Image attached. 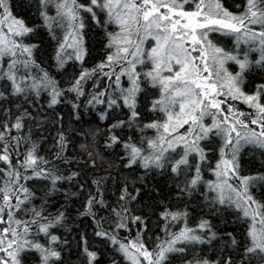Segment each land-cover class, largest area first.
Returning <instances> with one entry per match:
<instances>
[{
    "label": "snow or ice",
    "instance_id": "6c2138e0",
    "mask_svg": "<svg viewBox=\"0 0 264 264\" xmlns=\"http://www.w3.org/2000/svg\"><path fill=\"white\" fill-rule=\"evenodd\" d=\"M31 6L38 24L0 0V264H64L70 252L60 234H70L66 210H50L49 194L80 173L65 175L60 166L69 163L63 133L51 159L39 154L31 129L23 130L31 115L18 103L35 104L42 94L50 108L64 102L78 113L83 99L102 122L114 114L104 144L122 149L114 155L124 169L166 174L177 198L200 192L210 216L228 210L238 225L239 236L217 231L204 215L189 226L187 203L162 204L159 233L145 240L146 217L132 207L137 196L129 180L109 201L102 178H94L80 185L82 194L88 191L77 215L90 218L95 237L118 254L112 264L119 257L124 264H171L173 257L180 264H264V196L252 191L264 174L242 175L238 164L245 146L264 150V76L254 87L250 80L254 70L264 72V0H244L236 13L221 0H33ZM89 20L102 31L103 49L87 67ZM40 28L54 43L47 67L28 42ZM133 128L138 139L125 138ZM89 157L85 166L94 167ZM212 241H220L214 259L196 251ZM78 248L81 264H94L97 252L83 233Z\"/></svg>",
    "mask_w": 264,
    "mask_h": 264
},
{
    "label": "trees",
    "instance_id": "16d2710c",
    "mask_svg": "<svg viewBox=\"0 0 264 264\" xmlns=\"http://www.w3.org/2000/svg\"><path fill=\"white\" fill-rule=\"evenodd\" d=\"M32 3L33 0H11L14 14L30 20L33 24H38L39 17L31 6ZM221 3L234 13L243 11L242 7L238 8L237 6L242 5L244 0H221ZM224 39L230 43V38L225 37ZM28 42L37 45L34 50L37 63L41 64V67H47L51 63L50 57L54 49V43L47 30L40 28ZM84 46L86 49L85 66L90 67L100 59L103 49L102 31L93 26L90 20L85 28ZM67 67L71 71L72 62H69ZM51 71L53 73L57 72L55 68H52ZM262 76H264V72L259 69L253 71L250 76L253 87L255 83L260 81ZM56 78L63 86V78L59 74ZM18 103H22L23 109H27L31 115L30 119L25 120L23 130L28 131L31 129L33 141L41 145L39 154L46 159H51L52 154L57 151L56 141L59 134L63 133L66 142L63 155L69 160V163H61L60 166L65 170V175H67L68 170L80 173L78 180L74 178L72 182L63 181L57 186L58 191L49 194V199L54 206L50 210L54 211L56 208L63 206L68 217L67 224L70 234L65 236V230H60L62 238L69 240L70 248V252L66 251L64 254V264H81L78 248L81 233L86 236L89 249L97 252L94 264H112L113 261L118 259V254L114 253L110 246L104 243L102 239L95 237L94 225L91 219L77 215L78 210L82 211L81 206L88 191L86 187L82 194L80 185L86 183L87 186H91V181L94 178H102L101 186L106 188L104 198L109 201H114L119 195V187L123 186L122 181L124 179L129 180V190L137 196V200L132 207L136 209V214L142 213L146 217L148 230L143 233L145 240H148L149 237L155 240L156 235L159 233L158 222L162 223V221H159V211L162 204H166L171 208L183 209L185 203L188 205L189 226H193L200 216L204 215L205 218L212 219L217 231L221 233L233 232L239 236L238 225L233 221L230 212L222 210L210 216L208 209L204 207L200 192H194L192 196L185 195L182 198H177L175 185L166 174L145 173L138 167L135 172L124 169L119 164L118 157L114 155H122V149L119 146L107 148L104 144L107 124L112 122L111 115L114 114H110L106 118V122H102L99 120L96 111L91 108L86 110L83 107V99L79 102L78 113L73 112L71 104L64 102L50 108L47 105L46 94H42V98L35 104L31 101H19ZM97 107L99 108V106ZM13 110L15 111V108ZM99 110L103 111L102 108H99ZM124 135L125 138L131 135L138 139L135 128L125 129ZM89 153H91V159L95 160L94 167L90 164L87 167L85 166V162L90 159ZM238 164L242 175L264 174V150L245 146L238 155ZM205 176H208L207 172H205ZM137 188L139 192H136ZM252 191L257 198L264 196V183L258 184ZM171 227L175 228V225H171ZM135 234L136 229L133 228L132 235L135 236ZM121 235H127V233L122 230ZM219 247L220 241H212L211 244L197 246L196 251L201 256L214 259L219 254ZM119 264H124L122 257H119ZM171 264H180L179 257H173Z\"/></svg>",
    "mask_w": 264,
    "mask_h": 264
}]
</instances>
